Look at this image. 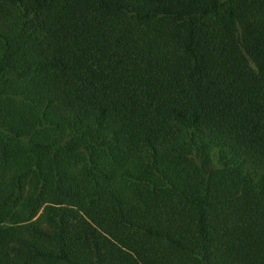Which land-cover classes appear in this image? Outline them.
<instances>
[{
	"label": "trees",
	"instance_id": "1",
	"mask_svg": "<svg viewBox=\"0 0 264 264\" xmlns=\"http://www.w3.org/2000/svg\"><path fill=\"white\" fill-rule=\"evenodd\" d=\"M0 264H264V0H0Z\"/></svg>",
	"mask_w": 264,
	"mask_h": 264
}]
</instances>
